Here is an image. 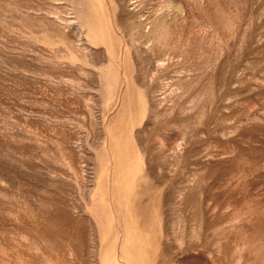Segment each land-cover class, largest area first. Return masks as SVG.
Here are the masks:
<instances>
[{
    "label": "rangeland",
    "instance_id": "374dc122",
    "mask_svg": "<svg viewBox=\"0 0 264 264\" xmlns=\"http://www.w3.org/2000/svg\"><path fill=\"white\" fill-rule=\"evenodd\" d=\"M0 264H264V0H0Z\"/></svg>",
    "mask_w": 264,
    "mask_h": 264
}]
</instances>
